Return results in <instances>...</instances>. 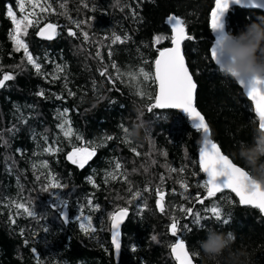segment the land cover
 Returning <instances> with one entry per match:
<instances>
[{"label": "trees", "instance_id": "obj_1", "mask_svg": "<svg viewBox=\"0 0 264 264\" xmlns=\"http://www.w3.org/2000/svg\"><path fill=\"white\" fill-rule=\"evenodd\" d=\"M214 3L0 0V264H175L177 237L196 264H264L259 210L209 194L201 131L155 105L153 66L173 15L212 140L264 185L254 105L212 58ZM225 22L263 74L264 12L231 5ZM47 24L52 41L38 36ZM119 209L128 216L115 262Z\"/></svg>", "mask_w": 264, "mask_h": 264}, {"label": "water", "instance_id": "obj_2", "mask_svg": "<svg viewBox=\"0 0 264 264\" xmlns=\"http://www.w3.org/2000/svg\"><path fill=\"white\" fill-rule=\"evenodd\" d=\"M231 5L264 12V0H215L210 13V28L215 35L212 48L214 62L225 68L238 81L250 97L255 113L264 131V75L250 62L240 44L226 30V13ZM172 33L170 46L158 51L154 66L156 82L155 105L160 110H174L186 115L195 130L201 131L202 142L197 161L210 195L231 192L242 207L256 208L264 218V185L235 164L211 138L210 129L195 104L196 83L187 67L182 43L187 34L181 20L173 15L165 20ZM56 28L52 24L42 27L38 36L52 41ZM86 157H79L84 164ZM128 216L126 209L114 212L109 223V242L115 262L121 251V226ZM174 228L172 229V232ZM175 264H196L184 241L177 237L170 248Z\"/></svg>", "mask_w": 264, "mask_h": 264}, {"label": "rangeland", "instance_id": "obj_3", "mask_svg": "<svg viewBox=\"0 0 264 264\" xmlns=\"http://www.w3.org/2000/svg\"><path fill=\"white\" fill-rule=\"evenodd\" d=\"M258 72H259L261 75H264V72H263V74H262V72H261L260 70H258ZM77 157H78V158H79V157H83V154H77V155H76V158H77Z\"/></svg>", "mask_w": 264, "mask_h": 264}]
</instances>
